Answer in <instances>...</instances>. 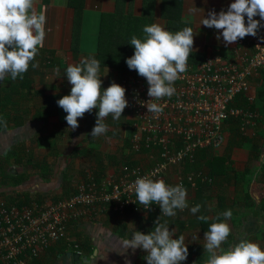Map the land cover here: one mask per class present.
Returning a JSON list of instances; mask_svg holds the SVG:
<instances>
[{"label": "crops", "instance_id": "crops-1", "mask_svg": "<svg viewBox=\"0 0 264 264\" xmlns=\"http://www.w3.org/2000/svg\"><path fill=\"white\" fill-rule=\"evenodd\" d=\"M157 1L159 0H156V3ZM200 1H204V3L197 2L196 0H185L183 10L184 17L192 20L194 23V45H196L195 39H199L198 36L202 35L200 33H205L206 35L204 37L206 40L203 41L204 47L203 49L199 48V50L205 51V54L219 50L220 53L217 54L230 57L232 54V46L230 44L225 46L222 36L220 40L216 39L218 30L214 28H212V30L206 26L200 25L202 15L198 9L204 8V11L207 12L205 8L216 5V8L218 6L220 10L222 8L226 10L232 0ZM34 3V9L38 13L42 12L46 16V23L44 25L46 35L43 41V47L45 49L54 50L56 57L60 60L62 66L67 67L70 64H78L82 57L95 55L98 52L99 35H93V32L98 26H101V19L99 22L98 19L92 17V14L93 12H96L102 16L104 12L112 11L114 8V0H86L80 35V45L76 54L72 51L74 10L69 6L68 0H50L48 3H43L42 0H34ZM133 7L135 14L141 13L144 7L143 0H134ZM158 9L159 6L155 4V23L160 22V24L162 23L163 26H165V21L159 16ZM254 19L260 18L259 16L258 18L256 16ZM245 20H247L246 17ZM246 38L248 39V36H246ZM99 74L105 79L106 88L110 85L112 79L118 78V73L111 69H106ZM108 74L109 77L107 76ZM261 81V75L250 78L252 91L256 95V99L253 102L256 109H251L259 114L256 121H254L255 124L249 126L246 132L241 134L236 132L232 133L231 129H227V141L230 140V142H232L230 136H236L235 144L231 145L229 150H226L225 147L223 150L220 149L219 151L210 149L204 150L200 154L201 157L199 160H196L195 165L197 169H205L206 171L213 170L214 173L218 172L219 174H224L220 177L219 181L215 180L221 184L216 190L219 192L215 195L212 194V197L208 198L202 204L199 213L195 215L192 213L190 214V208L182 210L185 211V214L188 213L187 221L177 230L185 237V243L188 247L189 254L187 260L182 261L181 264H203L204 259L207 258L208 254L206 252L203 253L198 250L203 247V244L205 243L203 235L206 230L203 229H207L210 223L201 224L200 220L197 219V216L203 214L207 216L211 215L210 217H213L227 209H231L233 215H245L246 217L242 222L240 221L238 225L229 224L231 233L222 247L228 248L232 244L238 243L240 239L247 238L258 243L262 250H264V103L259 98ZM60 91L62 90L60 89ZM52 92L56 91L46 90L45 93L50 94ZM42 98L45 97L42 96ZM22 107H26V109L29 108L25 104ZM7 111H10L12 117L14 115L20 116L23 114V118L22 123L19 126H15L13 125L14 123H11L10 128L6 130L7 132H4V130L0 131V151L6 146H9L10 142L11 144L22 142V145L27 147L26 151L30 150L33 152L34 157L35 152H38V155L41 154V158L38 159L35 157L36 159L47 161L51 165L54 175L52 180L55 183H57L56 178L58 177L62 178L65 176L66 178L68 177L72 179V187H74V189L71 192H73L75 188L77 189L81 183L85 182L88 175L94 174L92 169L95 163V157L93 155L91 156V153L87 156L84 153L85 150L82 146L84 145L83 141L86 139L87 133H90L94 126L98 109H93L91 113H85L83 118H78L79 127L74 131L68 127L67 122L64 119L67 114L63 109L58 105L47 108L45 100L39 105L38 111H33V114H28V112L21 110L13 111L11 108H8ZM35 115H38L39 119L33 120ZM130 118L131 115L125 110L119 120H113L110 114L105 119V123L109 130L104 135L108 139L105 140L103 135L97 139L95 138L96 140L93 141L94 144L97 143L98 145L99 143L100 149L104 153L115 155L118 160H121L119 165L112 164V161L108 160L106 165L108 166L106 169L107 175L115 172L118 173L119 167L122 165L123 157L125 155H131L132 150L127 145L128 140H130L129 137L131 132L130 124H128ZM84 131L86 132L84 133ZM117 132L120 135H116ZM67 134L75 138L70 144H66L62 138L63 135ZM258 135H260V139L259 141H256L255 136ZM42 136V139L46 136L49 141L42 143L38 141V137L41 139ZM79 136L81 139H77ZM253 137L254 141L248 139ZM110 138H113V140L117 139L123 150L126 152L122 151V153H117L116 151L114 152L110 149L106 150L103 148V145H106L108 141H111ZM79 144L81 146L78 150L76 148V151H74V154L69 157L67 163L66 154L60 155L62 152L61 148L68 146L73 148ZM91 144L92 143L89 142V152H91V148H93ZM112 147L113 146L109 148ZM132 155V159L139 164L141 161H145L142 160V158L148 160L145 153L133 152ZM81 156L87 157L92 164L89 166L90 169H80L81 178L76 181L73 179V171L75 170L76 172L79 167H77L78 165H76L75 160ZM225 159L230 162L229 168H225ZM11 162L16 168L10 173L18 175L27 171L24 166L15 165L13 159H11ZM85 173H87V177L84 176ZM235 173H237V175ZM33 180L38 182L40 179L31 176L29 180L23 181V185L18 186L17 190H11L10 192L7 191L6 193L0 194V198L2 197L3 199V196L7 198L10 194L12 196H17L19 194L16 193L19 192L24 193L26 197L27 195L33 196L35 200V193L31 190L33 187L30 188V185L34 182ZM52 180L49 181L51 183L44 181L46 185L41 189L39 194L51 197H54L55 195H63L65 188L62 187V185H57L55 189H52L55 184ZM172 181L174 184L170 183V185L175 186V180ZM35 184H33L34 188L39 189L37 187H41L40 184ZM71 188H68V190ZM33 191L38 192L39 190ZM189 191L190 192L187 194V200L190 205L194 200L195 192L193 190ZM206 195L208 194L206 193ZM25 196L23 197L24 199L26 198ZM34 202L36 201L24 205H31L34 204ZM207 209L210 212H208ZM190 218L197 219V223H192ZM145 219H148L145 214H138L132 211L123 215L114 214L111 213V211L103 214L88 213L87 216L78 220L70 230L71 241H67L66 243H63L65 241H61L55 244L53 246L56 248L55 252L51 253L49 249L42 253L39 259L45 264H74L72 258L68 256V252L75 251L71 244L77 241L81 245L82 257L89 259V262L86 263L84 261V263L81 264H147V261L144 259L146 255L144 250L136 249L133 251L131 248L125 250L123 247V241L125 239H130L135 229L141 230L142 225L145 223ZM165 219L167 222L171 223L173 217L172 219L170 217ZM175 219H178V217ZM175 219L173 221H176ZM164 221L165 220H163V222ZM237 222H239V220ZM169 229L171 230L172 226H170Z\"/></svg>", "mask_w": 264, "mask_h": 264}, {"label": "built area", "instance_id": "built-area-1", "mask_svg": "<svg viewBox=\"0 0 264 264\" xmlns=\"http://www.w3.org/2000/svg\"><path fill=\"white\" fill-rule=\"evenodd\" d=\"M262 37L264 27L251 36V41L246 37L238 39L230 57L212 52L197 65L187 62L186 71L174 83L175 94L154 101L162 106L159 114L148 113L140 103L150 99L144 77L132 72L121 79L128 101L124 110L132 121V147L147 155L149 167L139 163L130 169L123 166L99 183L92 174L88 175L90 181L81 183L76 193L56 201L18 206L0 198V264H31L55 244L71 241L70 230L88 213L111 211L123 215L131 210L147 215L150 209L139 205L132 187L137 177L147 175L170 185V174L194 162L198 152L226 145V120L238 118L241 131L246 132L259 114L236 101L239 96H244L249 104L255 101L252 77L262 76L260 88L264 90ZM177 172L175 185L183 184L193 191L199 180L213 181L206 170ZM74 247L75 252L82 254L79 242L75 241Z\"/></svg>", "mask_w": 264, "mask_h": 264}, {"label": "clouds", "instance_id": "clouds-1", "mask_svg": "<svg viewBox=\"0 0 264 264\" xmlns=\"http://www.w3.org/2000/svg\"><path fill=\"white\" fill-rule=\"evenodd\" d=\"M256 16L260 19H254ZM261 21H264V0H232L226 10L222 8L218 13L215 9L209 10L200 25L218 30L216 39L220 40L222 36L227 46L246 36H256L264 27ZM45 23L46 16L34 9V0H0V81L6 77L13 81L24 78L30 62L43 47ZM194 35L191 27L172 32L159 23H152L143 27L142 37L131 36L129 43L134 47V53L126 58V64L147 81L150 99L140 103L147 107L148 113H161L162 106L154 101L175 94L174 83L187 69ZM31 66L36 68L38 64L32 63ZM56 71L59 72V68ZM99 73L100 61L95 55L84 56L78 64L68 65L65 77L72 87L69 94L57 100L58 106L67 114L64 119L72 131L79 127L78 118L98 109L95 125L87 134L93 139L108 132L105 119L110 114L113 120H119L128 106L126 89L114 81L103 88ZM0 125L7 127V121L2 117ZM132 187L139 205L148 210L156 204L161 214L154 221V230L144 233L135 229L132 237L123 241L124 249L144 250L147 264H181L186 261L189 252L185 237H177L167 221L161 222V215L172 217L177 209L189 208L187 189L183 184L172 186L147 175L137 177ZM201 207L196 204L190 212L195 215ZM231 217V209L213 217L197 216L200 221H212L203 235V248L208 254L203 264H264V250L247 238L228 248L222 247L231 231L226 222Z\"/></svg>", "mask_w": 264, "mask_h": 264}, {"label": "trees", "instance_id": "trees-1", "mask_svg": "<svg viewBox=\"0 0 264 264\" xmlns=\"http://www.w3.org/2000/svg\"><path fill=\"white\" fill-rule=\"evenodd\" d=\"M50 0H42L43 3H48ZM85 3L86 0H68V4L70 7L74 10V21H73V40H72V51L76 54L78 52V48L80 45V35L82 30V20L85 10ZM134 0H114V8L112 11H106L101 16V35L99 38V44H98V52L95 54L96 59L100 61V73L106 69H111L118 73V78L111 80L110 83L113 81L120 84L121 79H123L127 74H130L132 72H136L135 70H130L129 67L126 64V58L130 57L134 53V47L129 43L131 36L136 35L138 37L143 36V27L145 25H150L152 23H155V4L159 6V16L164 19L165 21V27L167 30L175 32L178 30H181L184 27H191L194 30V23L192 20L187 19L184 17L183 10H184V4L185 0H159L156 3V0H143V10L139 14L134 13V7H133ZM35 4V3H34ZM35 6V5H34ZM248 40H250V36H248ZM205 51L199 50L196 48H193V51L191 55L188 58L189 63H193L194 65L199 64L202 62L205 58ZM42 61V62H41ZM44 64L43 71L44 73L41 76V81L47 82V76L52 75L55 73V76H58V73L60 76H65V69L66 67L62 66L60 63V60L56 57L55 51L52 49H45L40 48L38 55H36L35 59L30 62L28 71L24 74V78L20 79L17 78L15 81L11 80L10 77H6L5 80L0 81V117L5 119L7 121V127H4L0 125V131L4 130V132H7L11 126V123H14L13 125L19 126L22 123V115H14L12 117L10 111L8 112L7 109L10 107H17L18 110H20L21 105V99L25 98L33 90L34 87V81H35V71L37 69L33 68L31 66L32 63H41ZM59 68V72L56 71V69ZM102 80V87L106 88L105 86V79L101 76ZM38 94H41L45 97V104L46 107H53L58 105L57 100L61 98L64 95H67L65 91H58L57 93H50L46 94L45 90L39 89L36 90ZM259 98L264 103V90L261 88L260 96ZM237 105L241 106H250L253 109H256L255 104H249L247 99L244 96H239L236 101ZM26 109L24 108V112H28V114H33V111L30 106ZM35 108V106H34ZM249 108V107H247ZM13 110V108H12ZM35 111H38L35 110ZM11 115V116H10ZM39 119L38 115H35L33 117V120ZM128 124H131V118L128 120ZM95 125V123H94ZM94 127V126H93ZM242 124L239 122L238 118L231 117L228 120H226L225 124V132L227 129H231L232 133H245L241 131ZM89 134V133H87ZM116 135H120L118 132ZM131 135V134H130ZM232 139V142L230 140L227 141L226 150H229V147L231 145L235 144L236 136H230ZM39 141L41 142L40 137H38ZM45 139L47 137L45 136ZM97 139V138H96ZM95 138H91L87 135L86 139L83 141L84 145V153L88 156V154L91 153V156L93 155L95 157L94 165H93V177L96 182H100L104 177L107 176L106 169L108 168L107 162L108 160L112 161V164H120L121 160H118L115 155L106 154L100 149V145L98 143H95V146H92L91 152L88 150L89 142L93 143V141L96 140ZM130 139V137H129ZM252 139L253 138H248ZM260 135L255 136V140L259 141ZM22 142L18 143H9V146H6L4 149H1L0 151V194L6 193L7 191L11 190H17L18 186L23 185V181H27L31 178V176L40 179L38 182L34 181L33 184L37 185L40 184L41 187H37L39 189L34 188V185L31 184L30 188H32V192L35 193V200L33 196L27 195V197L24 195V193L17 192L16 194H19L17 196H12L11 194L7 196L6 201L9 205H18L23 206L24 204H30L33 201L36 202H46L47 200L50 201H56L64 197H70L71 195L77 192V189L73 192H71L74 187H72V179L64 177H58L56 178L57 183H55L52 178L53 175V168L51 165L44 160H38L34 157L33 152L26 151L24 148L25 146L22 145ZM81 144V143H80ZM77 145L75 147H62L61 148V154H66V162L68 163V159L71 155L74 154V151L79 149L81 145ZM127 145L129 148H131L132 152L131 155H125L122 160V165L120 167H127V168H133L135 165L138 164L135 160L132 159L133 155L132 153H136L132 147L131 140H128ZM204 150L198 152L196 159L194 162L186 164L188 166L187 171H191L192 169H196V160L201 157V153ZM145 152V151H144ZM215 156V155H214ZM11 159L14 160L15 165H22L24 166L27 171L20 173L18 175H14L4 168V163H7L8 161H11ZM224 165L225 168H229V160L225 159ZM212 163V161H211ZM210 163V164H211ZM209 164V165H210ZM119 167V169H120ZM199 168L195 171H198ZM67 171V169H66ZM208 175L213 178V181H198V186L195 192L194 200L192 201V204L189 205V208H191L193 205L196 204H202L208 199L212 197V194L215 195L216 191L220 187V183L216 182L215 180H220V177L224 173H214L212 171H207ZM237 175V173H235ZM235 175V176H236ZM67 176V175H66ZM84 176L87 177V173L84 174ZM85 177V178H86ZM60 178V179H59ZM52 180L55 184L53 185L52 189H55L57 185L64 187L65 191L63 195H55L47 196L43 194H39L41 192V189L44 188L46 185L44 181H50ZM86 182H89L90 179L87 177L85 179ZM51 183V182H49ZM53 184V183H52ZM72 187V188H71ZM68 188H71L68 190ZM187 194L191 190L189 186L186 187ZM33 190H39L38 192H35ZM206 193L208 195H206ZM248 193V192H247ZM221 195V194H219ZM248 195V194H247ZM26 197L25 199L23 197ZM187 209V208H186ZM185 209V210H186ZM179 209H177L178 211ZM190 211V209H189ZM187 211V212H189ZM128 212H131L129 210ZM114 213V212H111ZM115 214V213H114ZM118 214V213H116ZM139 214V213H138ZM161 214L160 207L156 204H152L149 213L146 215L148 219H145V223L142 225L141 230L144 233H147L151 230H153L154 227V221L156 218ZM191 214V212H190ZM120 215V214H119ZM239 220V222L243 221V219L246 217L245 215H237L236 216ZM165 218H168L167 216L161 215V222L163 220L167 221ZM172 219V217H170ZM223 219V217H221ZM238 220H233L234 222H237ZM190 221L192 223H197V219L190 218ZM211 223L212 221L209 220L207 222L200 221L201 224L204 223ZM184 224V222H182ZM208 229V227H207ZM203 229V230H207ZM239 231V230H238ZM240 232V231H239ZM231 233V232H230ZM233 233V232H232ZM73 245L74 250L75 247ZM81 248V245H80ZM56 248L51 247L49 251L55 252ZM32 264H45L40 260L39 258H36L32 261Z\"/></svg>", "mask_w": 264, "mask_h": 264}, {"label": "rangeland", "instance_id": "rangeland-1", "mask_svg": "<svg viewBox=\"0 0 264 264\" xmlns=\"http://www.w3.org/2000/svg\"><path fill=\"white\" fill-rule=\"evenodd\" d=\"M197 2H202V3H204V1H200V0H196ZM216 5H213V6H208V8H205L206 10H207V12H205L204 11V8L203 9H201V8H199L198 9V11L200 12V14L202 15V19L204 18V16L206 17L207 16V13H208V11L209 10H212V9H215L216 11H217V13L220 11V9L218 8V6H217V8L215 7ZM101 14H99V13H96V12H93V14H92V17L93 18H95V19H98L99 20V22H100V19H101V16H100ZM257 18H258V16H257ZM260 18V17H259ZM257 20H259V19H257ZM159 24H160V22H158ZM161 25H163L162 23H161ZM101 27H97L95 30H94V32H93V35L95 34V35H101ZM210 29H212V28H210ZM213 30V29H212ZM200 34H202L201 36H198L199 37V39L197 38V39H195V42H196V45H194L193 44V48H196V49H203V47H204V44H203V41H205L206 39H205V33H200ZM236 43L237 42H235V43H233V44H230L231 46H234V45H236ZM198 48H197V47ZM211 51H213V50H211ZM212 53V52H211ZM213 53H220V51L218 50V51H216V52H213ZM42 62V61H41ZM40 62V63H41ZM43 66H44V64L43 63H41V64H39L38 63V67H37V69H36V71H35V83H34V87H33V90L31 91V92H29V94L27 95V96H25V98H23V99H21V105H20V110L22 111V110H24V108L22 107V106H24V104L25 105H27V106H30L31 107V109H32V111H35V110H37V109H39V105L40 104H42V102L45 100V98H42V96L43 95H41V94H38L37 92H36V90H39V89H43V90H45V92H46V90H48V91H56V92H52V93H57L58 91H60V89L61 90H63V91H65L66 92V94H69L70 93V90H71V87H72V85L67 81V78L65 77V76H60V74L58 73V76H55L54 74L55 73H53L52 75H48L47 76V82H43V81H41V76H42V74L44 73V71H43ZM108 77H109V74L107 75ZM112 78V77H111ZM112 80H114V79H112ZM43 100V101H42ZM34 106H35V108H34ZM11 109L13 108V111H17L18 109H17V107H15V106H13V107H10ZM124 112V111H123ZM127 124V123H126ZM125 128V127H124ZM86 131H84V133H85ZM132 133V131L130 132V134ZM227 135V134H226ZM69 135L67 134V135H63L62 136V138L64 139V141H65V143L66 144H70V142L73 140V139H75V138H73L72 136H69ZM81 136V135H80ZM79 136V137H80ZM50 137V136H49ZM61 137V136H60ZM104 137H105V135H104ZM43 138V136L41 137V143L42 142H48L49 140L48 139H42ZM39 139V138H38ZM108 138L107 137H105V140H107ZM111 139V141H108L107 143H106V145H103V148H105L106 150L107 149H110L111 151H116L117 153H122V151H125V150H123V148H122V146L120 145V142L117 140V139H114L113 140V138H110ZM45 140H47V141H45ZM39 141V140H38ZM51 142V141H50ZM92 146H95L96 144H94V143H92L91 144ZM111 146H113L112 148H109V147H111ZM224 147H226V146H223L222 148H220L221 150H223V148ZM25 149H26V147H25ZM220 149H218L217 151H219ZM129 151V150H128ZM126 152V151H125ZM41 155V154H40ZM40 155H38V152H35V157H37L38 159L39 158H41L40 157ZM142 160H145V161H141V163H142V166H144V167H149L148 165H150V163L148 162V160L146 159V158H142ZM76 161V165H78L77 167H79L78 169H77V171L75 172V170L73 171V179L74 180H78L79 178H81V173H80V169H83V170H87V169H90V165L92 164L91 163V161L89 160V159H87V157H79L78 159H76L75 160ZM140 163V164H141ZM4 168L6 169V171H8V172H13L12 170H15V166H13V164H12V162L10 161V162H7L6 164H4ZM188 166H186V165H184L183 167H181L180 169H178V170H174L171 174H170V176H169V178H168V182L169 183H171V184H174V182L172 181V180H174V178H175V176H176V173H178L177 171H179V172H182V173H187L188 171ZM195 170H197V168L195 169ZM195 170H191V171H195ZM199 170H205V169H199ZM119 171H120V169H119ZM16 172V171H15ZM116 173V172H115ZM74 174H75V176H74ZM1 199H2V197H1ZM3 199H6V197L5 196H3ZM2 199V200H3ZM207 211L208 212H210L208 209H207ZM185 211H181V210H176V215L175 216H172L173 217V220L176 218V217H178V219H175L176 221H171V223L170 222H167V224H168V226L170 227V226H172V229H174V231H175V234L176 235H178L177 237H179L180 235H182V233H180L177 229H180L181 228V226L183 225L182 224V222H186L187 221V214H185L184 213ZM211 216V215H210ZM237 215L235 214V215H233L232 214V217H231V219H229V220H227L226 222L228 223V224H236V225H238L240 222H234L233 220H238V218L236 217ZM185 219V220H184ZM69 234H70V232H69ZM67 241H65V242H63V243H66ZM198 249V248H197ZM195 251V250H194ZM198 251H202L203 253L205 252L204 251V248L203 247H201V248H199V250ZM192 253H193V251H192Z\"/></svg>", "mask_w": 264, "mask_h": 264}, {"label": "water", "instance_id": "water-1", "mask_svg": "<svg viewBox=\"0 0 264 264\" xmlns=\"http://www.w3.org/2000/svg\"><path fill=\"white\" fill-rule=\"evenodd\" d=\"M68 256L72 258L74 264H81L84 263V261L86 263L89 262L88 258H83L82 254L75 251L68 252Z\"/></svg>", "mask_w": 264, "mask_h": 264}]
</instances>
